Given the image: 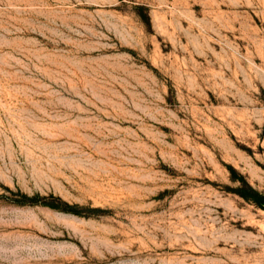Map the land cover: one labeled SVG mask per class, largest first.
<instances>
[{"label":"rangeland","instance_id":"rangeland-1","mask_svg":"<svg viewBox=\"0 0 264 264\" xmlns=\"http://www.w3.org/2000/svg\"><path fill=\"white\" fill-rule=\"evenodd\" d=\"M232 170L264 194V0H0V264H264Z\"/></svg>","mask_w":264,"mask_h":264},{"label":"trees","instance_id":"trees-1","mask_svg":"<svg viewBox=\"0 0 264 264\" xmlns=\"http://www.w3.org/2000/svg\"><path fill=\"white\" fill-rule=\"evenodd\" d=\"M232 171L233 173L236 174L234 170ZM236 175H237L236 181H238L240 185L237 188H235L233 191L237 195L245 199L246 201L255 203L259 207L264 208V194L260 193L258 190L253 188L243 176L238 175V174ZM36 198L37 197L30 198L33 201L32 203H36L37 201ZM43 204L51 208H54V209H60V210L65 209V208H62L61 204L56 203V202L45 201L43 202ZM66 210L71 211L72 213H75V214H80V212L77 210V206L68 205V209Z\"/></svg>","mask_w":264,"mask_h":264}]
</instances>
